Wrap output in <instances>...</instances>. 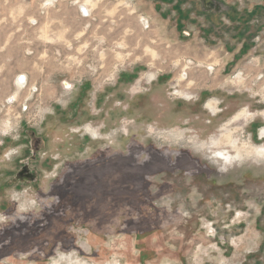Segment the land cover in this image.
Masks as SVG:
<instances>
[{"label": "rangeland", "instance_id": "rangeland-1", "mask_svg": "<svg viewBox=\"0 0 264 264\" xmlns=\"http://www.w3.org/2000/svg\"><path fill=\"white\" fill-rule=\"evenodd\" d=\"M87 1L0 0V264H264V0H205L250 26L227 71L155 0Z\"/></svg>", "mask_w": 264, "mask_h": 264}, {"label": "crops", "instance_id": "crops-1", "mask_svg": "<svg viewBox=\"0 0 264 264\" xmlns=\"http://www.w3.org/2000/svg\"><path fill=\"white\" fill-rule=\"evenodd\" d=\"M155 5L163 11L160 12L159 19L171 22L180 38L194 40L195 36H198L200 41L220 52L225 51L223 57L227 59L225 71L230 67H236L239 60L249 53L248 49L253 44L252 37L248 35L250 26L241 25L237 21V10L234 9L237 8L236 6L232 8V4L225 5L221 2L215 6L214 2L205 0H155ZM242 20L244 22L245 18ZM204 90L210 92L214 89L208 87ZM232 106L236 107L230 104L231 108Z\"/></svg>", "mask_w": 264, "mask_h": 264}, {"label": "flooded vegetation", "instance_id": "flooded-vegetation-1", "mask_svg": "<svg viewBox=\"0 0 264 264\" xmlns=\"http://www.w3.org/2000/svg\"><path fill=\"white\" fill-rule=\"evenodd\" d=\"M153 75H154V74H153ZM147 76H148V75H147ZM18 78H19V77H18ZM146 78H147V77H146ZM154 79H155V75H154ZM154 79H153V81H154ZM19 80H23V82L25 81V79H24L23 76H22L21 79L19 78ZM179 80H180V81L185 80L184 76H183V75H180ZM149 83H150V82H149ZM175 95H177V96H179V97H182V98L186 99L187 101H188V100H191V97L188 96V95L185 94V93H181V92L175 91ZM12 102H13V101H11V97H10V99L7 100V103L12 104ZM206 108H207L211 113H213V114H215V113L217 112V109H216V103H215V102H209V103H207ZM249 113H250L249 111H247L246 109H243V110H241L240 112H238L235 116H233L232 119H231V121L234 122V121L245 120V119L247 118V116H248ZM261 115L264 116V111L261 113ZM169 134H170V135L173 134V136H177L179 139H180V138L182 139V133H181L180 131H178V132H176V133L166 132V135H167V136H168ZM261 135L264 137V131L261 132ZM222 137H223V138H222ZM225 144L229 146V148H230V152H231V153H235V152L233 151V148H234V147H237V144H236L235 140H232V137H231L229 134H224V135H221L220 137H216V138H214L213 141H211V145H212L211 148H212V149H216V150L218 151L219 154H224V153H223L224 150H219V148L225 146ZM245 145H246V144H244L243 146H245ZM246 147H248V146H246ZM205 148H206V147H204V148H202V149H205ZM237 148H239V147H237ZM248 149L253 150V151H255V150H256V151H261V150H264V145H262V146H253V147L249 146ZM218 153H215L216 156L218 155ZM227 154H229V153L226 152L224 155L227 156ZM216 156H215V158L217 159ZM217 160L219 161V159H217Z\"/></svg>", "mask_w": 264, "mask_h": 264}, {"label": "bare ground", "instance_id": "bare-ground-1", "mask_svg": "<svg viewBox=\"0 0 264 264\" xmlns=\"http://www.w3.org/2000/svg\"><path fill=\"white\" fill-rule=\"evenodd\" d=\"M89 2H90V0L87 1L88 4H89ZM85 4H86V3H85ZM82 8H83V9H82ZM81 9H82V10H81V13H83L84 15L87 16V15L89 14V10H88L87 8H85L84 6H82ZM16 78H17V77H16ZM24 82H25V81H24ZM17 83H18V84H20V83L22 84V83H23V80H19V79H17ZM14 96H15V95H14ZM14 96L11 97V99L14 100V99H15ZM262 131H264V129H263ZM262 131H261V132H262ZM263 152H264V150H263Z\"/></svg>", "mask_w": 264, "mask_h": 264}, {"label": "built area", "instance_id": "built-area-1", "mask_svg": "<svg viewBox=\"0 0 264 264\" xmlns=\"http://www.w3.org/2000/svg\"><path fill=\"white\" fill-rule=\"evenodd\" d=\"M147 24V22L145 21V25ZM211 68V70H212V67H210ZM209 69V68H208ZM210 70V69H209ZM237 76H238V74H237ZM237 76H233V78H236Z\"/></svg>", "mask_w": 264, "mask_h": 264}]
</instances>
